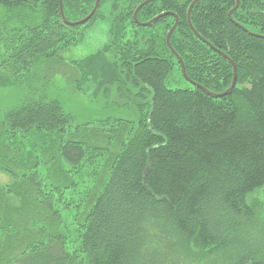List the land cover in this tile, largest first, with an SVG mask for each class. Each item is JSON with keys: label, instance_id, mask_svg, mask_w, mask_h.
Here are the masks:
<instances>
[{"label": "trees", "instance_id": "obj_1", "mask_svg": "<svg viewBox=\"0 0 264 264\" xmlns=\"http://www.w3.org/2000/svg\"><path fill=\"white\" fill-rule=\"evenodd\" d=\"M104 1L114 19L108 44L71 66L129 117L72 128L55 102H30L3 123L10 133L43 129L62 137L57 155L69 182L59 205L77 227L84 254L78 262L69 251L71 236L58 226L54 197L41 199L38 167L15 175L14 157L11 169L0 160V172L14 176L5 192L13 199L36 196L38 212L23 229L36 241L19 243L26 236L19 239L13 223L3 227L0 255L8 254L2 264H33L31 255L42 259L39 264H261L264 207L247 198L264 190V39L239 27L264 36V0H239L232 22L227 15L234 0H200L191 10L198 36L236 66V84L223 98L190 83L220 94L232 81L228 61L188 27L193 0H154L137 13L140 23L176 15L169 44L187 79L165 42L172 16L139 27L133 14L146 0ZM61 2L65 19L77 22L95 0ZM0 6L10 13L9 25L0 26V66L16 74L36 58L55 61L79 43L71 34L78 27L63 24L58 0H0ZM173 73L187 87L168 88ZM84 171L94 181L90 187Z\"/></svg>", "mask_w": 264, "mask_h": 264}, {"label": "rangeland", "instance_id": "obj_2", "mask_svg": "<svg viewBox=\"0 0 264 264\" xmlns=\"http://www.w3.org/2000/svg\"><path fill=\"white\" fill-rule=\"evenodd\" d=\"M178 1L184 2L186 0ZM6 10V8L0 6V26L5 24L8 17H10V13ZM30 18L32 19V17ZM6 24L9 25L8 22ZM113 25L111 3L107 1L100 2L96 17L87 24L72 30V38L78 40L80 37L79 43L56 55L55 61L36 58L29 63V71L23 72L22 75L14 73L10 67L0 66V124L2 123L0 128V160L8 166L7 168L11 169L10 160L15 157L17 159V168L13 170L15 175L20 174L19 171H22L23 168L27 170L29 168L35 169L34 167L37 166L44 177V182L39 188L40 197L43 199L45 195L49 196L51 194V197L55 199V208L58 212L62 210L59 201L62 197L61 194L64 193L63 188L68 187L67 183L69 182L68 178L63 177L60 173L62 172L61 168L66 167L57 155L62 137L43 129L10 133L3 126L5 116L30 102H55L71 119L70 127L72 128L75 125L105 121L112 119V117L128 118V113L120 111L115 106L112 102L113 98L105 93L107 91L99 89V86L95 89H89L90 83L84 80L80 81L79 73L71 66L72 61L77 62L92 56L108 44ZM167 87L176 89L185 88L187 85L180 80L177 74L173 73L167 82ZM50 170L52 172L51 177H49ZM64 171H68V169L66 168ZM82 177L89 182L88 187L93 185L94 181L86 175V171L83 172ZM13 178L12 172L11 174L0 172V236L6 233L2 231V228L10 227L13 223L15 225V235L17 234L18 238L22 239L23 236H26L23 234V229H26L31 220L34 219L30 216L38 212L37 207L39 204L36 196L29 197L28 194H25L21 200L13 199L6 193L5 188L12 183ZM67 191L71 192L70 189ZM247 202L249 204L257 203L264 207V190H259L249 196ZM60 219L58 218V226L62 224L61 229L66 234L67 239L68 235L71 236L70 241L65 240L69 251L80 262V258L84 253L77 227L70 225L71 216L63 215L62 211ZM63 237L66 238L65 235ZM33 241H36V239H33ZM33 241L27 235L19 243L30 244ZM6 254L8 252L4 251L0 255V264L3 263L2 260H4ZM15 254L11 252L12 259ZM22 254H25V252ZM40 261L42 259L38 258L37 255H31L27 262L39 264ZM261 264H264V262H261Z\"/></svg>", "mask_w": 264, "mask_h": 264}, {"label": "water", "instance_id": "obj_3", "mask_svg": "<svg viewBox=\"0 0 264 264\" xmlns=\"http://www.w3.org/2000/svg\"><path fill=\"white\" fill-rule=\"evenodd\" d=\"M99 1L100 0H95V3H94V6L91 10V12L85 17L83 18L82 20L80 21H77V22H68L65 17H64V14H63V11H62V2L61 0H58V7H59V14H60V17H61V20L63 22V24H65L66 26L68 27H78V26H82L84 24H86L94 15L95 13L97 12L98 10V7H99ZM154 0H146L144 1L143 3H141L137 8L136 10L134 11V14H133V20L135 21V23L139 26V27H147L149 26L150 24L156 22L157 20L165 17V16H172L174 18V24L173 26L171 27V29L168 31V33L166 34V37H165V42H166V45L167 47L169 48V50L173 53V55L176 57V59L179 61L180 63V66L182 68V73H183V76L187 79L186 77V73H185V70H184V67H183V64H182V61L180 60V58L175 54V52L173 51V49L170 47V44H169V37L170 35L172 34V32L175 30L176 26H177V23H178V19L176 17V15L172 12H165V13H162L156 17H154L153 19H151L150 21L146 22V23H140L138 20H137V13L138 11L146 4L152 2ZM200 0H193L188 9H187V13H186V19H187V24H188V27L190 28V30L194 33V35L196 37H198L202 42H204L205 44H207L211 49H213L214 51H216L219 55H221L224 59H226L228 61V63L230 64L231 68H232V81H231V84L229 86V88L224 91L223 93H220V94H214V93H211L207 90H205L204 88H202L201 86L199 85H196L192 82H189L191 84H193L194 86L198 87L199 89H201L206 95L212 97V98H223V97H226L228 95H230V93L232 92L235 84H236V66L235 64L226 56L224 55L223 53L217 51L216 49H214L210 44H208L206 41L202 40L198 34L195 32V30L193 29L192 25H191V22H190V13H191V10L193 8V6ZM235 1V6L228 12V19L232 22L231 20V14L238 8L239 6V0H234ZM240 29H242L244 32L248 33L249 35L251 36H254V37H257V38H263L264 39V36H259V35H255V34H252V33H249L247 32L244 28L242 27H239Z\"/></svg>", "mask_w": 264, "mask_h": 264}]
</instances>
